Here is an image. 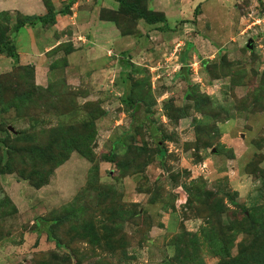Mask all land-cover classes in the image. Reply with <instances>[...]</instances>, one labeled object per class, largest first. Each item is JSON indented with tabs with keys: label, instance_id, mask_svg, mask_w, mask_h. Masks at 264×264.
Wrapping results in <instances>:
<instances>
[{
	"label": "rangeland",
	"instance_id": "rangeland-1",
	"mask_svg": "<svg viewBox=\"0 0 264 264\" xmlns=\"http://www.w3.org/2000/svg\"><path fill=\"white\" fill-rule=\"evenodd\" d=\"M69 1L0 0V264H264V0Z\"/></svg>",
	"mask_w": 264,
	"mask_h": 264
},
{
	"label": "trees",
	"instance_id": "trees-1",
	"mask_svg": "<svg viewBox=\"0 0 264 264\" xmlns=\"http://www.w3.org/2000/svg\"><path fill=\"white\" fill-rule=\"evenodd\" d=\"M119 5L123 10H129L132 13L136 14L137 18L144 19L147 23L153 24L157 22H165L166 17L163 13L160 12H153V11H144L141 9L137 3L131 2L129 0H118ZM75 0H70L63 8L59 9L57 12L54 11H47L42 15H25L23 19L18 21L15 30H18L20 27L24 25H34L37 22L42 23H50L55 20L57 14H66ZM0 53H5L9 57H15L16 51L13 41L11 39H4L0 37ZM125 103L129 104L132 108V112H135L138 109V102L128 99L127 97L124 98ZM141 125V124H140ZM134 129V127H132ZM152 136L157 137L155 133H152ZM159 142V141H158ZM120 143V142H119ZM160 143V142H159ZM39 224V222H37ZM48 236L49 239L53 240L52 231L47 226V222H45V226L43 228Z\"/></svg>",
	"mask_w": 264,
	"mask_h": 264
}]
</instances>
